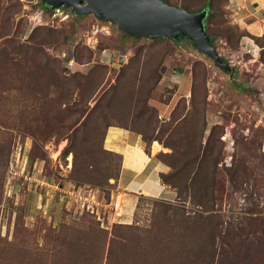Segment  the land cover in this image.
Wrapping results in <instances>:
<instances>
[{"label":"rangeland","instance_id":"1","mask_svg":"<svg viewBox=\"0 0 264 264\" xmlns=\"http://www.w3.org/2000/svg\"><path fill=\"white\" fill-rule=\"evenodd\" d=\"M214 1L217 9L208 28L218 34L213 45L230 64L228 70L195 51L186 39H135L91 14L71 15L69 9L51 17V9H44L41 0H0V47L40 42L41 57L58 60L62 74L102 71L104 87L115 89L111 122L124 124L119 128L138 134L139 150L152 155L165 169L161 172H167L169 166L157 154L170 152V148L157 139L145 143L137 132L158 136L168 127L163 140L176 128L173 138L192 139L190 123L198 117L203 127L198 139L203 144L208 137L212 155L218 151V179L222 182L215 210L225 231L215 238L213 262L264 264L263 248L258 245L264 240V22H254L255 30L241 28L232 0ZM168 2L189 7L182 0ZM240 32L244 35L239 37ZM28 57L19 75L15 69L7 71L3 82L8 87L0 91L1 239L10 240L17 226L26 228L38 244L46 243L51 241L49 231L81 214L90 215L107 231L112 223L140 225L155 209L150 198L174 201V197L169 200L131 193L115 178L98 184L97 164L116 169L118 158L99 150L96 138L89 139L91 150L76 151L74 165L73 152H63L68 137L56 138L52 120L44 128L38 110L35 121L33 115L28 121L23 115L17 119L15 102L20 103L22 91L12 87L21 86L36 98L46 82L40 74L27 72L31 66ZM128 92L132 96L129 104L125 99ZM22 106L28 111L29 104ZM108 127L101 147L112 151L107 143ZM45 131L49 136L43 140L40 134ZM238 162L244 169L235 168L231 185L228 172ZM184 206L190 209L187 202ZM222 240L235 244L234 256Z\"/></svg>","mask_w":264,"mask_h":264},{"label":"trees","instance_id":"2","mask_svg":"<svg viewBox=\"0 0 264 264\" xmlns=\"http://www.w3.org/2000/svg\"><path fill=\"white\" fill-rule=\"evenodd\" d=\"M163 1L169 4L168 0ZM182 1L189 7L183 4L181 7L189 12L207 8L203 23L213 43L218 34L210 32L208 25L217 9L215 1ZM193 5L196 6L191 8ZM243 35L242 32L238 34L239 37ZM249 37L258 40L257 36ZM10 51L15 56L11 57ZM40 53V42L24 47L14 43H10L9 48L0 47V91L8 87L3 82L4 75H8L7 71L13 69L19 75L24 63L26 64L27 55L31 63L27 72L38 73L46 81L42 83V89L38 90L40 97L36 98L25 89L21 90V86L12 87L17 92L22 91L20 103L17 105L15 102L16 118L23 115L24 120L28 121L27 117L33 115L35 121L38 110L44 128L52 120L53 129H57L56 138L63 134L68 137V145L63 152H73L74 165L77 163L76 151L83 148L91 150V146L87 147V144H92L89 139L96 138L95 145L99 150L118 158L116 169L109 164H97L98 184L106 183L109 178L117 180L121 155L101 147L108 126L124 128V124L111 122L115 89L104 87L102 71L95 74L66 71L65 75L62 74L64 71L58 60L48 56L42 58ZM17 79L18 82L21 80L20 77ZM125 96L129 104L132 96L130 97L129 92ZM22 103L29 104L28 111L23 109ZM199 121L198 117L191 120L190 129L195 136L192 139L173 138V134L178 132L176 128H172L167 139L163 140L161 136L168 127H164L158 136L144 131L137 132L142 135L145 143L157 139L163 146L170 148V152L157 154L160 161L169 166L167 172L158 173V178L164 187L168 186L174 191L173 202L150 198L155 209L143 224L112 223L107 231L90 215L81 214L71 221H62L56 230L48 232L52 235L51 241L40 244L31 238L26 228L16 226L10 240L0 238V264H215V238L225 231L221 215L215 210V204L221 198L219 188L222 182L218 179V151L212 155L213 148L208 137L203 144L201 138L198 139L203 131ZM34 130L37 131L35 125ZM32 134L35 135V132ZM40 136L44 140L49 134L45 131ZM236 164L228 172L227 180L231 185L235 182V168L238 166L237 168L244 169L243 163ZM185 202L190 209L185 208ZM17 229L21 232H17ZM222 242L234 256L235 244ZM258 245L264 252V240H259ZM233 263L230 261L229 264Z\"/></svg>","mask_w":264,"mask_h":264},{"label":"water","instance_id":"3","mask_svg":"<svg viewBox=\"0 0 264 264\" xmlns=\"http://www.w3.org/2000/svg\"><path fill=\"white\" fill-rule=\"evenodd\" d=\"M44 9H69V14H91L132 38L187 39L198 53L224 70L230 64L220 56L204 28L206 7L189 12L163 0H41Z\"/></svg>","mask_w":264,"mask_h":264},{"label":"crops","instance_id":"4","mask_svg":"<svg viewBox=\"0 0 264 264\" xmlns=\"http://www.w3.org/2000/svg\"><path fill=\"white\" fill-rule=\"evenodd\" d=\"M232 3L237 15L236 22L241 28L255 30L254 22H264V0H232ZM109 127L111 133L108 148L121 155L117 179L120 187L131 193L173 199L174 192L164 187L158 178V173L165 169H162L160 163L153 161L152 155L139 150L141 146L138 134L116 126ZM165 194L169 196L165 197Z\"/></svg>","mask_w":264,"mask_h":264},{"label":"built area","instance_id":"5","mask_svg":"<svg viewBox=\"0 0 264 264\" xmlns=\"http://www.w3.org/2000/svg\"><path fill=\"white\" fill-rule=\"evenodd\" d=\"M63 10L61 8H52L50 10V16L55 17L58 14H62Z\"/></svg>","mask_w":264,"mask_h":264}]
</instances>
